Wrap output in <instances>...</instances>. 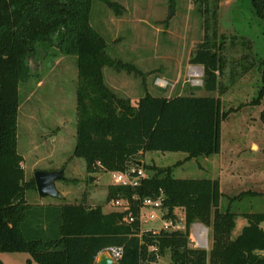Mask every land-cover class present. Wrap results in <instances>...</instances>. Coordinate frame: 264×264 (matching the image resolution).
Segmentation results:
<instances>
[{"label": "trees", "instance_id": "trees-1", "mask_svg": "<svg viewBox=\"0 0 264 264\" xmlns=\"http://www.w3.org/2000/svg\"><path fill=\"white\" fill-rule=\"evenodd\" d=\"M93 1L0 0V252H29L39 264H98L102 251L121 247L122 256L114 264H153L168 252L170 264H264V212L243 213L248 223L234 235L238 214L218 208L223 196L219 180L176 177L175 165H143L147 177L136 187L109 185V200L131 202L133 222L126 221L127 211L106 213L102 206L68 202L32 206L26 201V191L37 187L35 178L25 180L24 157L18 151L19 88L33 75L30 58L39 50L56 47L76 57L74 155L84 158L89 172L125 171L137 163L136 155L148 151H181L192 159L221 149V123L229 112L222 110L219 97H167L146 91L132 104L106 84V65H131L108 54L105 37L91 24ZM105 1L118 9L115 1ZM196 1L206 3L205 12L209 10L208 0ZM250 3L264 18V0ZM205 24L210 29L208 18ZM215 46L208 39L191 58L204 66L203 89L209 92L217 89L225 60ZM263 96L264 87L254 102ZM161 194L167 218L175 217V208L184 209L185 231L142 230L141 200ZM195 222L212 229L210 250L189 244ZM0 264H5L1 258Z\"/></svg>", "mask_w": 264, "mask_h": 264}, {"label": "rangeland", "instance_id": "rangeland-1", "mask_svg": "<svg viewBox=\"0 0 264 264\" xmlns=\"http://www.w3.org/2000/svg\"><path fill=\"white\" fill-rule=\"evenodd\" d=\"M112 1L118 9L105 0H94L91 8V24L105 37L108 54L131 65L104 67L105 82L112 90L132 104L146 91L167 97L215 96L221 99L222 110L229 112L221 123L219 152L187 159V153L181 151H148L135 156L136 164L141 161L138 166L146 173L143 165H175L176 177L218 179L223 193L218 208L238 214L234 235L238 234L248 223L243 213L264 212V96L254 102L264 87V18L254 12L250 0H208L207 12L206 3L196 0ZM208 39L216 42L214 48L225 59L213 92L203 89L204 66L191 62ZM30 64L33 75L21 82L18 110V151L24 157L25 180L34 178L38 169H63L64 178L56 181L59 197H42L37 188H29L26 201L32 206L85 203L102 206L106 213L116 211L109 200L113 172H89L84 158L74 155L79 85L76 57L53 47L47 52L39 50ZM192 68L201 69L202 74L192 75ZM166 212H160L169 224L166 229L186 230L183 208H175L174 218H167ZM164 221H144L142 230H160ZM196 226L205 231L204 243L196 241ZM189 241L191 246L210 250L212 229L193 223ZM0 258L5 264H39L29 252L3 251ZM153 264H170V253Z\"/></svg>", "mask_w": 264, "mask_h": 264}, {"label": "built area", "instance_id": "built-area-1", "mask_svg": "<svg viewBox=\"0 0 264 264\" xmlns=\"http://www.w3.org/2000/svg\"><path fill=\"white\" fill-rule=\"evenodd\" d=\"M114 179V184L124 185V186H131L136 187L141 183V180L147 177V173L135 164L132 167L127 168L125 171H116L112 174ZM136 197V196H135ZM137 198V197H136ZM139 198V197H138ZM162 203H163V194L160 196L153 198V197H145L141 200L139 206V215L138 219L141 223V228L143 222L147 220H162L164 221V217L160 215L162 211ZM111 204L116 208V211H127L126 221L133 222L136 219V216L131 211V202L126 198H114L111 199ZM146 213V214H145ZM146 217V220L144 218ZM168 223L164 221V227H168ZM196 231H194V236L196 241L200 240L201 243L203 242V235L200 234V226H196ZM108 255L114 259L116 262L122 256V248L121 247H109L105 249Z\"/></svg>", "mask_w": 264, "mask_h": 264}, {"label": "water", "instance_id": "water-1", "mask_svg": "<svg viewBox=\"0 0 264 264\" xmlns=\"http://www.w3.org/2000/svg\"><path fill=\"white\" fill-rule=\"evenodd\" d=\"M141 161L138 165H141ZM34 178L36 182V187L38 193L42 197L46 196H59V190L56 186V181L64 178V170H41L38 169L34 173ZM115 261L107 253L103 252L99 255L98 264H114Z\"/></svg>", "mask_w": 264, "mask_h": 264}, {"label": "bare ground", "instance_id": "bare-ground-1", "mask_svg": "<svg viewBox=\"0 0 264 264\" xmlns=\"http://www.w3.org/2000/svg\"><path fill=\"white\" fill-rule=\"evenodd\" d=\"M191 74L194 75V76H199V75L202 74V70L199 69V68H192ZM196 82H198V81H196ZM203 233H205L204 229H200V234L203 235Z\"/></svg>", "mask_w": 264, "mask_h": 264}, {"label": "crops", "instance_id": "crops-1", "mask_svg": "<svg viewBox=\"0 0 264 264\" xmlns=\"http://www.w3.org/2000/svg\"><path fill=\"white\" fill-rule=\"evenodd\" d=\"M146 153H147V152H146ZM94 178H95V177H94ZM100 254H101V253H100ZM100 254H99V255H100ZM99 255L97 256V263H98V260H99Z\"/></svg>", "mask_w": 264, "mask_h": 264}]
</instances>
